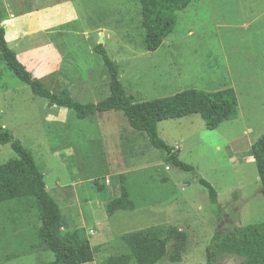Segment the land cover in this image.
Returning <instances> with one entry per match:
<instances>
[{
	"label": "rangeland",
	"instance_id": "obj_1",
	"mask_svg": "<svg viewBox=\"0 0 264 264\" xmlns=\"http://www.w3.org/2000/svg\"><path fill=\"white\" fill-rule=\"evenodd\" d=\"M0 14L8 46L32 76L81 104L110 94L107 68L93 50L98 44L138 102L187 89L236 92L237 118L216 130H207L199 115L158 124L159 137L194 167L189 173L166 166L165 152L131 129L122 112L77 119L33 95L0 61V126L32 152L62 212L63 231L84 230L94 253L87 264L129 255L124 235L161 225L187 235L174 264H205L215 236L264 223V190L250 156L264 134V0H189L155 52L143 42L139 0H0ZM15 158L10 145H0V165ZM197 177L216 190V205ZM96 180L108 200L126 186L133 211L108 215ZM39 226L35 209L0 204V264L53 261L39 242ZM171 252L168 245L157 264H173ZM216 264L245 259L220 254Z\"/></svg>",
	"mask_w": 264,
	"mask_h": 264
},
{
	"label": "trees",
	"instance_id": "obj_2",
	"mask_svg": "<svg viewBox=\"0 0 264 264\" xmlns=\"http://www.w3.org/2000/svg\"><path fill=\"white\" fill-rule=\"evenodd\" d=\"M143 42L149 52H155L174 31L176 13L185 10L189 0H139ZM0 14V61L24 84L33 95L48 101L50 106L73 111L77 119L111 111L122 112L128 126L146 136L150 145L165 152L166 166L194 173L193 166L179 158V150L168 145L158 133L162 121L199 115L207 130L213 131L238 116V100L234 89L224 88L215 91L187 89L171 97L138 102L120 81L118 66L108 57L102 44L93 50L98 53L109 75V96L94 104H81L71 98L68 90L59 93L50 91L45 84L32 76L21 63L16 53L8 46L6 30L1 25ZM0 145H10L16 155L0 165V204L17 203L35 209L40 222L39 242L45 251L54 254V260L46 264H87L94 259L93 249L84 235L83 229L63 231V215L59 205L49 195L44 174L38 167L30 150L16 139L9 129L0 126ZM250 156L256 164L259 181L264 190V134L251 146ZM199 184L209 194L212 205L218 202L216 190L203 178L197 177ZM101 201L108 203L106 212L112 215L118 211H133L134 202L123 184L120 194L114 200L103 195V186L96 180ZM129 255L111 256L101 264H157L167 256L168 245L172 246L169 255L171 263H180L185 252L187 235L177 227L155 226L131 232L122 237ZM220 254L236 255L245 259V264H264V223L236 228L233 231L215 236L207 249L205 264H216Z\"/></svg>",
	"mask_w": 264,
	"mask_h": 264
},
{
	"label": "crops",
	"instance_id": "obj_3",
	"mask_svg": "<svg viewBox=\"0 0 264 264\" xmlns=\"http://www.w3.org/2000/svg\"><path fill=\"white\" fill-rule=\"evenodd\" d=\"M18 58H19V57H18ZM19 60H20V58H19ZM20 61H21V60H20ZM21 63L23 64V62H22V61H21ZM23 65H24V64H23ZM24 66H25V65H24ZM27 70H28V69H27ZM79 215H80V216H83V214H82V213H79ZM83 218H84V217H82V218L80 219V220L82 221V222L80 221V223H82V224H84V223H85V220H83Z\"/></svg>",
	"mask_w": 264,
	"mask_h": 264
},
{
	"label": "water",
	"instance_id": "obj_4",
	"mask_svg": "<svg viewBox=\"0 0 264 264\" xmlns=\"http://www.w3.org/2000/svg\"><path fill=\"white\" fill-rule=\"evenodd\" d=\"M102 41V38H101V40H100V42Z\"/></svg>",
	"mask_w": 264,
	"mask_h": 264
},
{
	"label": "built area",
	"instance_id": "obj_5",
	"mask_svg": "<svg viewBox=\"0 0 264 264\" xmlns=\"http://www.w3.org/2000/svg\"><path fill=\"white\" fill-rule=\"evenodd\" d=\"M167 170H168V167H167Z\"/></svg>",
	"mask_w": 264,
	"mask_h": 264
}]
</instances>
